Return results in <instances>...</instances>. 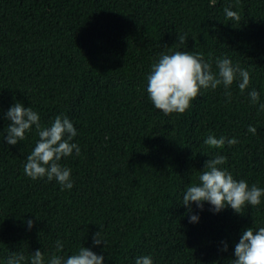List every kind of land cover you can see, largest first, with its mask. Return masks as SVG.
<instances>
[{
	"label": "trees",
	"instance_id": "16d2710c",
	"mask_svg": "<svg viewBox=\"0 0 264 264\" xmlns=\"http://www.w3.org/2000/svg\"><path fill=\"white\" fill-rule=\"evenodd\" d=\"M177 50L202 54L214 72L217 58L231 59L250 72L249 89L241 94L234 82L231 102L222 86L201 89L183 114L165 115L150 101L147 77L162 53ZM253 88L264 103V0H0V264L36 250L47 261L57 239L59 255L83 246L104 264L146 255L153 264H232L242 232L264 227V197L243 214L214 213L206 202L189 213L182 197L217 154L234 179L264 188V112L250 103ZM16 102L42 126L57 115L73 123L81 155L60 161L71 190L25 175L39 137L33 126L16 145L4 141ZM209 134L238 143L209 148ZM99 231L106 248L93 246Z\"/></svg>",
	"mask_w": 264,
	"mask_h": 264
},
{
	"label": "clouds",
	"instance_id": "9594fccd",
	"mask_svg": "<svg viewBox=\"0 0 264 264\" xmlns=\"http://www.w3.org/2000/svg\"><path fill=\"white\" fill-rule=\"evenodd\" d=\"M226 18L229 21H240L238 12L226 7L224 9ZM186 36L178 35L180 44H184ZM216 71L213 65L206 61L202 54H193L188 51L177 50L173 53H162L157 62L153 63L151 72L147 77V94L154 107L162 111L165 115L172 113L183 114L192 106V101L196 99L204 90H215L222 86L224 95L231 102V87L234 82H238L241 94L249 89L251 83L250 72L234 64L229 58H217L215 61ZM250 103H259V110L264 112V103H260V93L254 88L247 93ZM6 118L11 121L7 126V135L4 141L8 145H16L26 139L25 133L31 131L35 126L39 139L34 149L27 156L24 165V173L32 180L44 179L51 182L55 180L61 185V191L71 190L74 186L71 179V169L62 166V158L71 157L73 152L76 156L81 155L80 147L73 143V138L77 136V130L67 116L57 115L50 126H42L40 116L31 107H24L20 102H16L7 111ZM248 132L255 135L257 129L248 126ZM238 143L236 138L209 134L204 144L209 148L222 149L225 144L229 147ZM227 163V157L217 154L209 158L198 177V183L189 185L183 193V206L189 213L192 212V204L203 210L204 203L211 205L214 213H219L226 207H230L237 214H243L245 207L255 208L261 204L264 197V188L252 184L249 186L246 180H236L233 175L221 166ZM37 218V217H36ZM38 219V218H37ZM199 216L191 214L190 223H197ZM28 228L31 229L34 221H27ZM93 246L102 243L105 248L107 241L103 238L101 231L95 233L92 238ZM223 243L222 251H228V245ZM56 251L47 261L44 253L36 250L31 253L30 258H26L23 253L13 252L7 258L6 264H104V256L97 255L90 248L81 246L78 251L67 257L58 253L64 249V244L60 239L55 241ZM235 259L232 264H264V227L255 230L252 227L246 228L235 244ZM135 264H153L151 256H141Z\"/></svg>",
	"mask_w": 264,
	"mask_h": 264
}]
</instances>
